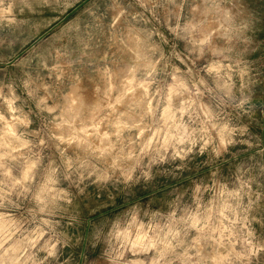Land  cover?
I'll list each match as a JSON object with an SVG mask.
<instances>
[{
  "label": "rangeland",
  "instance_id": "rangeland-1",
  "mask_svg": "<svg viewBox=\"0 0 264 264\" xmlns=\"http://www.w3.org/2000/svg\"><path fill=\"white\" fill-rule=\"evenodd\" d=\"M0 264H264V0H0Z\"/></svg>",
  "mask_w": 264,
  "mask_h": 264
}]
</instances>
